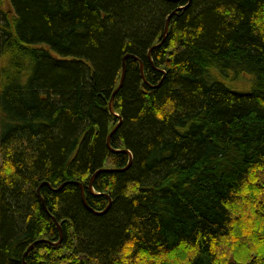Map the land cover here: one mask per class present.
<instances>
[{
	"label": "trees",
	"instance_id": "16d2710c",
	"mask_svg": "<svg viewBox=\"0 0 264 264\" xmlns=\"http://www.w3.org/2000/svg\"><path fill=\"white\" fill-rule=\"evenodd\" d=\"M9 1L0 264H264V0Z\"/></svg>",
	"mask_w": 264,
	"mask_h": 264
},
{
	"label": "water",
	"instance_id": "95a60500",
	"mask_svg": "<svg viewBox=\"0 0 264 264\" xmlns=\"http://www.w3.org/2000/svg\"><path fill=\"white\" fill-rule=\"evenodd\" d=\"M183 8H185V7H180V8H178L177 10H175L172 14H171V16L168 18V21H167V23H166V27H165V31H164V39H163V41L160 43V44H158L157 46H160V45H162L163 44V42L165 41V39H166V37H167V33H168V31H169V25H170V19L178 12V11H180V10H182ZM157 46H154L151 50H150V53H149V55H150V57H151V52H152V50L155 48V47H157ZM141 62V72H142V76H143V78H145L144 77V64H143V62L142 61H140ZM126 73H127V64H126V60L124 61V64H123V72H122V76H121V80H120V83H119V86L116 88V90L114 91V93H113V95H112V98H111V100H110V104H109V107H110V111L112 112V113H115V110H114V100H115V96H116V94L120 91V89L123 87V85H124V81H125V78H126ZM120 123H121V121H120ZM120 123L115 127V129L109 134V136H108V146L111 148V137H112V135L116 132V130L118 129V127H119V125H120ZM128 153H130L129 151H128ZM132 155H131V159H130V162H129V164H128V166L125 168V169H127L130 165H131V163H132ZM102 170H107V169H102ZM102 170H99V171H102ZM98 173V172H97ZM96 173V174H97ZM95 174V175H96ZM95 175L92 177V179H91V181H90V183H89V189L92 191L93 190V181H94V177H95ZM108 196V198H109V200H110V196L109 195H107ZM82 197H83V201H84V204L86 205V207H88L91 211H94V212H97V211H95L92 207H90L88 204H87V202H86V199H85V191H84V187H82ZM110 205H111V200H110V202H109V204H108V206L105 208V210H103L102 211V213H105V212H107L108 210H109V208H110ZM98 213V212H97ZM54 218V220L56 221V223H57V225H58V227H59V230H60V235H61V239H60V241L59 242H57L56 244H59V243H61V240H62V238H63V230H62V227H61V225L58 223V221L56 220V218L55 217H53ZM43 241V240H42ZM37 242H39V241H37ZM36 243V242H35ZM35 243L34 244H32L31 245V247L27 250V252H26V254L35 246ZM26 254H25V256H26ZM24 256V257H25ZM26 264H28L27 262H26Z\"/></svg>",
	"mask_w": 264,
	"mask_h": 264
},
{
	"label": "rangeland",
	"instance_id": "374dc122",
	"mask_svg": "<svg viewBox=\"0 0 264 264\" xmlns=\"http://www.w3.org/2000/svg\"><path fill=\"white\" fill-rule=\"evenodd\" d=\"M10 1L9 0H0V10H9Z\"/></svg>",
	"mask_w": 264,
	"mask_h": 264
}]
</instances>
